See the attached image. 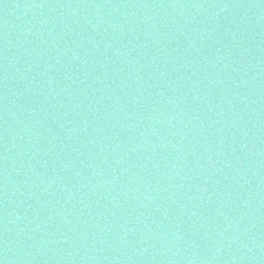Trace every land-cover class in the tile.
Wrapping results in <instances>:
<instances>
[{
	"label": "water",
	"instance_id": "obj_1",
	"mask_svg": "<svg viewBox=\"0 0 264 264\" xmlns=\"http://www.w3.org/2000/svg\"><path fill=\"white\" fill-rule=\"evenodd\" d=\"M0 264H264V0H0Z\"/></svg>",
	"mask_w": 264,
	"mask_h": 264
}]
</instances>
